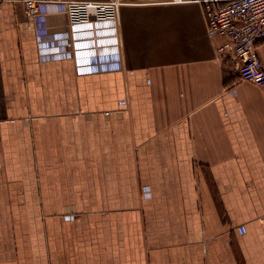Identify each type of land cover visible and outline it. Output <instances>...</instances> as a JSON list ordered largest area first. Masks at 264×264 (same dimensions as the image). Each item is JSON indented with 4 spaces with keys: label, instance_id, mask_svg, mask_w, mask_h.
Here are the masks:
<instances>
[{
    "label": "crops",
    "instance_id": "crops-1",
    "mask_svg": "<svg viewBox=\"0 0 264 264\" xmlns=\"http://www.w3.org/2000/svg\"><path fill=\"white\" fill-rule=\"evenodd\" d=\"M46 21L69 56L43 60L22 1L0 0V264H264V85L202 5ZM112 53L121 69L91 71Z\"/></svg>",
    "mask_w": 264,
    "mask_h": 264
},
{
    "label": "built area",
    "instance_id": "built-area-1",
    "mask_svg": "<svg viewBox=\"0 0 264 264\" xmlns=\"http://www.w3.org/2000/svg\"><path fill=\"white\" fill-rule=\"evenodd\" d=\"M29 18V27L36 32L39 54L43 60L63 59L73 45L66 32H51L46 17L50 7L67 12L74 23L111 21L120 24V9L124 0H21ZM133 4L198 2L207 19V33L221 38L218 53L236 63L239 78L264 85V63L259 44L264 41V0H130ZM121 55L94 54L90 69L101 73L121 69Z\"/></svg>",
    "mask_w": 264,
    "mask_h": 264
}]
</instances>
